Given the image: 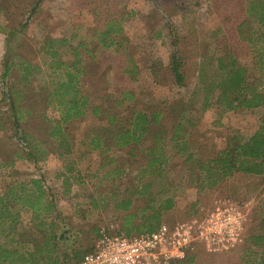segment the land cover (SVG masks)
Returning a JSON list of instances; mask_svg holds the SVG:
<instances>
[{
	"label": "rangeland",
	"instance_id": "1",
	"mask_svg": "<svg viewBox=\"0 0 264 264\" xmlns=\"http://www.w3.org/2000/svg\"><path fill=\"white\" fill-rule=\"evenodd\" d=\"M38 1L0 0V191L14 180L42 177L62 218L73 227L71 242L82 252L90 250L102 233L123 234L125 213L116 206L131 199L134 210L144 208L151 196L135 190L151 177L146 165L135 164L127 150L111 148L113 136L127 127L133 112H159L161 124L153 126L152 133L161 132L171 160L153 180L152 190L170 189L167 196L175 202L163 213L161 224L188 220L226 199L245 209V237L264 235V181L236 174L211 184L198 170L201 160L214 158L229 137L247 139L261 123V110L221 108L215 95L204 89L199 69L204 62L209 73L216 57L226 52H234L240 64L253 68L255 51L262 46L258 35H264V24L258 22L262 11L255 2L264 0H40L39 5ZM109 28L122 31L104 39ZM48 48L57 50L59 57L48 55ZM174 50L184 55V85L176 84L169 69ZM75 58L82 69L81 89L100 110L93 114L89 106L85 116L60 123L71 144L68 152L65 140L50 132L62 117L53 95L57 82L65 79V69H57L58 63L72 66ZM6 61L12 67L4 79ZM4 90L16 92L19 133ZM113 116L118 119L111 121ZM182 117L187 146L173 156L170 137ZM20 132L27 135V143L18 141ZM95 137L104 145L97 151L90 146ZM28 144L41 149L44 159L36 164L28 159ZM152 144L150 136L144 137L133 156L142 159L140 149ZM189 154L194 156L188 158ZM112 157L107 165L105 159ZM138 165L143 172L138 173ZM117 168L123 171L107 177L108 170ZM39 216L49 219L54 213ZM23 220L29 222V215L24 213ZM245 244L226 254L199 249L193 264H245ZM253 258L246 256L248 262Z\"/></svg>",
	"mask_w": 264,
	"mask_h": 264
},
{
	"label": "trees",
	"instance_id": "2",
	"mask_svg": "<svg viewBox=\"0 0 264 264\" xmlns=\"http://www.w3.org/2000/svg\"><path fill=\"white\" fill-rule=\"evenodd\" d=\"M39 3L40 0L38 5ZM255 3L258 4V6L256 5L257 8L262 11L258 22L264 24V3ZM36 7L33 11L36 10ZM249 11H254V8H250ZM255 13L253 15L257 16ZM121 31V28H109L103 33V37L108 39L110 35ZM258 41L261 42L262 46L255 51V64L252 69L240 64L238 56L234 52H226L216 57L215 65L209 72L211 74L206 71L205 63H200L199 75L204 78L202 83L205 86L204 89H208L210 94L215 95L216 103L221 108L225 111L258 109L263 112L258 129L249 138L242 140L238 136L232 135L227 139L225 147L217 152L214 158L208 157L201 160L198 170L200 173L206 174L207 179L212 180L211 184L236 174L256 177V181H264V35H258ZM103 42L108 44L107 40ZM110 45H113L112 41L108 44V46ZM47 54L53 59L59 57L58 51L53 48H48ZM183 57L181 51L174 50L170 58L169 69L176 84L179 85H184L186 78L183 71L185 66ZM76 58L72 66L58 63L57 69L62 67L65 69V79L57 82L53 94L61 105L62 117L54 129H51L50 136L56 137L55 135L58 134L64 139L68 152L71 151V144L67 141L64 131L61 130L60 123L64 124L85 116L89 106L92 108L93 114L99 113L100 110L98 106H91L88 100L90 95L84 94L81 89L80 74L82 69L79 68V60ZM11 67L9 61L4 63L2 78L8 77ZM30 74L31 70L27 69L26 75L29 76ZM2 93L4 98L9 99L14 115V125L17 133H19L20 118L17 113L21 112V108L17 106L16 92L4 90ZM126 96L132 97V94L126 92ZM209 97L204 98L206 103ZM162 115L159 112L150 114L133 112L127 122V127L113 136L111 148L127 150L135 164L146 165L145 170L151 177L146 184L135 190L138 195L143 192L142 194L146 193L147 196H151L144 208L134 210L131 199H127L116 206V209L124 211L125 217L121 225L123 234H115L131 236L133 232L136 233L135 235L155 232L161 226L163 213L174 207L173 196H167L170 189L166 188L156 192L152 190L153 180L161 176L165 166L171 160V156L168 155L169 152L166 151L161 132L152 133L153 126L161 124ZM116 119L118 116L111 117V121ZM56 129L59 130L57 133H55ZM20 133V136H17L18 141H22L23 144L24 141L27 143V135ZM186 134L182 117L175 123L173 134L170 137L175 148L173 156L186 148ZM146 136H150L153 144L140 149L143 157L139 160L138 157L133 156V153ZM102 143L101 138L95 137L90 141L91 149L94 151L101 149L104 147ZM35 144L37 147L39 146V144ZM28 147L25 153L28 159H31L35 164L44 159L45 156L41 149L31 147L29 144ZM193 156L194 154H189L188 158ZM105 160H109L107 165H110L114 158H106ZM2 165L0 163V166ZM139 165L137 170L138 173H141L144 170ZM122 171V168L112 169L108 170L106 175L111 177ZM262 208L264 211V198ZM51 212L54 213V216L49 219L39 216L41 213L49 214ZM24 213L30 217L27 223L23 220ZM73 233V227H69L67 219L62 218L54 197L43 184L42 177H33L27 181L14 180L4 190L0 191V264H80L84 254L90 252L92 247L86 252H82L79 247L76 248L75 243L70 240L74 237ZM1 238L4 240L2 241ZM243 244H245V249L242 252L246 256L252 255L254 257L248 262L245 256V260L243 259L245 264H264V235H247ZM195 253L189 254L181 262L171 264H193Z\"/></svg>",
	"mask_w": 264,
	"mask_h": 264
},
{
	"label": "built area",
	"instance_id": "3",
	"mask_svg": "<svg viewBox=\"0 0 264 264\" xmlns=\"http://www.w3.org/2000/svg\"><path fill=\"white\" fill-rule=\"evenodd\" d=\"M246 212L231 200L216 201L201 215L152 233L126 236L102 233L80 264H171L199 249L226 254L245 241Z\"/></svg>",
	"mask_w": 264,
	"mask_h": 264
}]
</instances>
